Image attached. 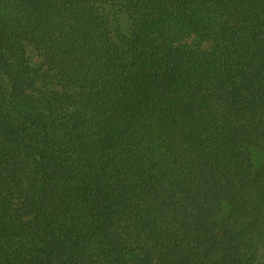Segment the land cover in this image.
<instances>
[{
    "label": "trees",
    "instance_id": "obj_1",
    "mask_svg": "<svg viewBox=\"0 0 264 264\" xmlns=\"http://www.w3.org/2000/svg\"><path fill=\"white\" fill-rule=\"evenodd\" d=\"M0 264H264V0H0Z\"/></svg>",
    "mask_w": 264,
    "mask_h": 264
},
{
    "label": "rangeland",
    "instance_id": "obj_2",
    "mask_svg": "<svg viewBox=\"0 0 264 264\" xmlns=\"http://www.w3.org/2000/svg\"><path fill=\"white\" fill-rule=\"evenodd\" d=\"M33 53V52H32ZM34 54V53H33ZM35 56V55H34Z\"/></svg>",
    "mask_w": 264,
    "mask_h": 264
}]
</instances>
